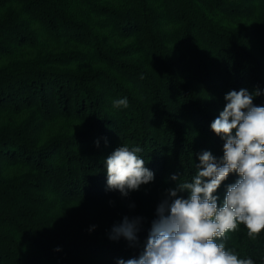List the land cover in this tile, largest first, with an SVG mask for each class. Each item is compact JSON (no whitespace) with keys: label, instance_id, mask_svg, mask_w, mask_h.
<instances>
[{"label":"trees","instance_id":"16d2710c","mask_svg":"<svg viewBox=\"0 0 264 264\" xmlns=\"http://www.w3.org/2000/svg\"><path fill=\"white\" fill-rule=\"evenodd\" d=\"M241 89L264 106V0H0V264L138 258L168 190L222 158L210 125ZM120 146L154 173L127 195L107 186ZM125 217L137 239H111ZM216 242L264 264V230Z\"/></svg>","mask_w":264,"mask_h":264},{"label":"clouds","instance_id":"9594fccd","mask_svg":"<svg viewBox=\"0 0 264 264\" xmlns=\"http://www.w3.org/2000/svg\"><path fill=\"white\" fill-rule=\"evenodd\" d=\"M259 90L228 92L226 104L213 120L211 130L222 138L223 156L217 159L210 151L199 154L197 172L191 182L177 183L168 190L171 199L157 208L158 218L138 258L119 260L118 264H254L251 258H238L217 243L228 232L246 226L250 238L264 230V106L253 103ZM116 108H127V98L113 101ZM139 147L120 146L105 161L107 186L123 195L154 180L138 155ZM238 179L227 186L222 205L214 195L230 174ZM173 180L178 177L173 175ZM187 191L188 198L178 193ZM139 218L112 228L111 239H137Z\"/></svg>","mask_w":264,"mask_h":264}]
</instances>
